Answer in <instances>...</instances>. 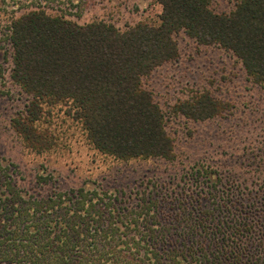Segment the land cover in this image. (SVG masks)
Segmentation results:
<instances>
[{"label": "trees", "instance_id": "obj_1", "mask_svg": "<svg viewBox=\"0 0 264 264\" xmlns=\"http://www.w3.org/2000/svg\"><path fill=\"white\" fill-rule=\"evenodd\" d=\"M152 1L159 23L123 29L41 6L9 16L10 77L28 96L11 126L26 147L50 148L36 123L43 105L61 103L101 153L173 160L165 114L143 78L178 57L179 32L230 53L264 85V0H237L228 12L215 11L213 0ZM172 111L206 119L221 108L202 92ZM248 156L243 178L211 180L205 168L204 184L167 206L144 191L131 204L101 189L48 190L41 173L26 185L0 166V264H264V150Z\"/></svg>", "mask_w": 264, "mask_h": 264}, {"label": "rangeland", "instance_id": "obj_2", "mask_svg": "<svg viewBox=\"0 0 264 264\" xmlns=\"http://www.w3.org/2000/svg\"><path fill=\"white\" fill-rule=\"evenodd\" d=\"M236 1L213 0L211 6L217 12H228ZM4 2L0 5V166L1 170L18 172L26 185L27 181L35 185L31 180L41 173L50 176L51 184L45 186L48 190L81 186L101 189L119 203L125 199L131 204L144 191L167 206L171 198L184 196L198 188L196 184L203 185L205 168L211 180L220 173L223 182L230 184L232 176L244 177L242 166L248 155L264 150V85L251 82L230 53L215 45L198 44L183 32L174 35L178 57L143 78L144 86L151 90L165 114L173 160L123 161L101 153L61 103L43 105L36 123L40 131L52 137V145L39 153L31 150L11 126L12 119L25 111L28 96L10 77L12 64L6 39L9 16L26 6H41L79 23L103 19L123 29L139 21L159 23L161 6L152 0ZM202 92L220 103L217 115L192 119L172 111L175 104Z\"/></svg>", "mask_w": 264, "mask_h": 264}]
</instances>
